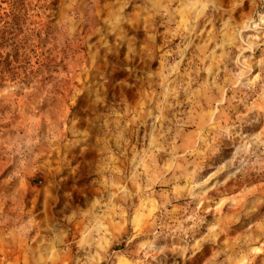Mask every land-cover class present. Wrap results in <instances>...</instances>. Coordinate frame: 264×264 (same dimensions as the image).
<instances>
[{
	"label": "clouds",
	"instance_id": "obj_1",
	"mask_svg": "<svg viewBox=\"0 0 264 264\" xmlns=\"http://www.w3.org/2000/svg\"><path fill=\"white\" fill-rule=\"evenodd\" d=\"M100 3L101 0H65V9L58 23L61 48L79 40L90 25L100 35L102 44L107 46L106 41L111 38L110 34L115 33L117 26L129 22V8L141 3L144 5L141 11L147 14L149 22L158 15L166 16L170 21L181 15L182 31L189 42L202 35L201 24L204 29L211 26L213 30L209 33V39L201 47L215 43L216 48L221 50L212 68H217L228 59L226 46H235L233 38L251 29L255 35L249 38L247 48L241 44L240 56L235 60L239 71L234 74L229 72L223 83H217V73L216 78L208 84L209 92L216 89L220 94L218 103L223 104L224 92L231 90L234 93L232 99L238 104L243 103L244 110H233L231 105L226 106L224 111H232L234 118L225 120L220 116L217 121L204 125V135L199 137L198 146L186 147L177 156L181 148L176 144L180 139L179 131H175L179 121L168 120L164 115L166 105L163 101L149 107L156 96L151 88L157 73L150 65L135 63L134 49L129 52V63L126 65L129 79L123 82V96L110 89L112 77L107 70H90L89 78H81L80 83L71 89L66 86V77L57 75L53 80L51 75L44 77L41 73L42 83L52 80L43 94L40 87H27L31 77L17 85V88L31 93V104L24 109L26 114L31 113V118L25 115L26 123L13 128L12 125L16 123L13 113L0 116L2 264H55L73 245L76 247L72 251V264H101V260L106 264H116L117 258L120 264H179L181 260L187 264L197 252L202 251L204 243L209 242V237L202 235L208 225V216L203 214L201 205L205 201L210 202L208 211L211 212V205L217 199L213 189H217L222 181L226 183L227 180L239 179L240 175L257 165L264 168V158H260L264 157V132L259 136L246 132V129L264 123V107L257 110L255 104L246 102L247 96L255 94L264 103V57L258 63L260 72L254 77L250 75L254 71L251 65L256 62L251 56L247 61L243 59V52L252 51V42L257 37L264 43V0H109L107 9H101L98 15L97 6ZM246 3L250 7L244 11ZM47 5L46 8L38 7L37 11L47 16L51 31L55 33L57 15L52 6L53 0H47ZM238 10L241 12L239 22L234 18ZM49 38L46 33L43 43H47ZM83 43L88 45V39L85 38ZM120 47H123L122 43ZM188 47L185 44L180 49L181 58L174 64L168 65L167 57L172 55L171 52L166 53L163 59L167 76H162L161 87L164 95L172 96L173 108H178L179 102L168 88L173 82L168 77L174 80V74H180L179 65ZM95 48L96 45H92L89 49L93 66L106 62L101 59L100 53L93 51ZM112 50L109 47V51ZM66 55L70 63L75 61L71 50ZM62 69L63 63H54L47 71L51 74ZM203 70L211 72V69ZM242 79L246 80L245 84L237 88ZM137 83H147L149 91L141 105L133 107L128 93L135 90ZM56 89L61 92L59 100L55 99ZM65 90L67 96L63 95ZM12 91L15 89L10 88L7 94L0 92V99L11 95ZM45 111L48 123H39V113ZM5 121L10 123L4 126ZM133 124H136L135 129L132 128ZM174 131L175 134L170 135ZM130 132L137 142L141 135L146 143L151 138V148L143 154L153 165L151 172L137 170L145 167L139 152L133 151L130 160L126 156L129 144L126 134ZM110 141H114L113 146H110ZM236 143L241 146L233 154L232 145ZM93 149L100 153L99 163H95L91 156ZM48 152L59 153L52 157L55 166L41 164ZM257 153L259 156L252 158ZM157 154L178 159L181 163L178 168H168L166 165L156 167L154 157ZM118 157L128 160L130 167L123 170L117 168ZM41 168L52 169L49 177L51 190L46 198L53 202L50 208L45 207L43 211L38 202L30 207L29 193L19 187L23 184L30 188L36 171ZM142 177H146L149 189L156 183L166 185L170 181L181 180L183 184H176L174 193L162 194V202L153 209V214L141 228L137 226V219L142 212L147 214L143 202L149 201L152 196L151 191L142 187L145 183ZM70 183L92 187L99 185L100 191L98 194L85 192L78 197L75 192L65 188ZM182 197L186 200L182 208L173 207L170 211L166 207ZM137 198L142 202L140 205L136 203ZM191 204L195 206L189 208ZM77 224L82 227L73 236V225ZM218 229L220 224L210 231ZM170 240L174 244L171 250L177 256L166 255L169 251L166 245ZM176 241H179L178 246H175ZM210 242L214 243L215 239ZM119 243L125 244L123 251H109L113 244ZM17 248L21 250L19 261L13 258ZM241 256L242 264H249L247 253L242 252Z\"/></svg>",
	"mask_w": 264,
	"mask_h": 264
},
{
	"label": "rangeland",
	"instance_id": "obj_2",
	"mask_svg": "<svg viewBox=\"0 0 264 264\" xmlns=\"http://www.w3.org/2000/svg\"><path fill=\"white\" fill-rule=\"evenodd\" d=\"M108 3L109 0H101L100 5L97 6L98 15L101 14V9H107ZM52 6L55 8L57 15V31L55 33L51 31L52 26H50L47 16L41 15L37 11L38 7H48L47 0H0V92L7 94L10 88L15 89L11 92V95H6L3 99H0V116H8L10 112L13 113L16 117V123L12 125L13 128L26 123L24 120L25 115L31 118V113L26 114L24 111L31 104V93L17 88V85H21L22 82L28 81L31 77V82L27 84V87H40L41 94H43L47 84L52 83V80L42 83L41 73L44 77L51 75L53 80L57 75L66 77V86L71 89L75 84L80 83L81 78L87 80L90 70H107L109 76L112 77L110 89L123 96L125 91L123 82L129 79L126 65L129 63V52L133 49V54L136 57L135 63L150 65L157 73L153 78L155 83L151 88L156 96L152 98L153 104L149 107H154L155 104L163 101L166 105L164 115L168 117V120L175 119L179 121V125L175 129V131H179L180 135V139L176 141V144L181 146L177 156L186 147L194 148L198 146L199 137L204 135L202 131L204 125L217 121L220 116H223L225 120L234 118L232 111H224L226 106L231 105L233 110L237 108L244 110L243 103L238 104L232 99L234 93L231 90L224 92L223 104L218 103L220 94L216 89L209 92L208 84L216 78L217 73L219 75L217 83H223L229 72L234 74L239 71L235 60L240 56L241 44L243 43L244 47L247 48L249 38L255 35L251 29L241 32L238 38L234 37L233 44L235 46H226V50L229 52L228 59L223 64H219L217 68H212L214 59L219 57L221 50L216 48L215 43H208L206 48L201 47L209 39V33L213 30L211 26L204 29L201 24L199 27L202 35L198 39L189 42L182 31L183 17L181 15L178 14L171 21L166 16L158 15L149 22L147 14L141 11V8L144 7L141 3L129 8V22L117 26L115 33L110 34L111 38L106 41L107 46L102 44L100 35L90 25L79 40H74L65 48H61L58 43V23L65 9V0H53ZM249 7L250 5L246 3L244 11H247ZM103 15L106 16V12ZM240 15L239 10L234 14L237 22H239ZM46 33L49 34L50 38L47 43H43V37ZM85 38L89 41L88 45L83 43ZM121 43L123 47H120ZM185 44H188L189 47L183 54L184 58L179 65L180 74H174V80L173 77H168L169 80L173 81L168 85V88L175 95V100L179 102L178 108H173L171 107L173 104L172 96L164 95V89L161 87L163 83L162 76H167V66L163 63V59L166 53L171 52L172 55L167 57L168 65L180 60V49ZM92 45H96L93 51L100 53L101 59L106 62L92 65L89 52ZM109 47L113 49L111 52ZM69 50L74 53L75 57V61L71 63L66 55ZM249 56L256 62L251 65L254 71L250 75L254 77L260 72L258 63L264 57V43H261L259 37L252 42L251 52L247 50L243 52L245 61ZM153 61L155 62L153 63ZM54 63H63V69L50 74L47 69ZM203 69H211V72ZM225 69L226 71H224ZM197 70H199V75H197ZM73 75L75 76L74 81ZM245 82L246 80L242 79L236 87L240 88ZM148 91L147 83L136 84L135 90L128 93V99L133 107L141 105L143 97ZM63 95H68L67 90L63 92ZM236 95L239 96L240 93H236ZM60 96V90L56 89L55 99L59 100ZM246 102L255 104L257 110L264 107V103L260 102L255 94L247 96ZM177 112L180 113L179 116H177ZM38 122L48 123L46 111L39 113ZM8 123L10 122L5 121L4 126ZM132 128L135 129L136 124H133ZM175 131L170 135H174ZM246 132L252 136H259L261 132H264V123L246 129ZM126 138L129 139L126 152L128 159L130 160L133 151L139 152L145 167L137 170L151 172L153 165L143 156L145 150L151 148V138L149 137L146 143L144 136L141 135L137 142L131 132L126 134ZM113 145L114 141H110V146ZM240 146V143L232 145L233 154L235 149ZM113 151L115 152L114 147ZM54 155L58 156L59 153L48 152L41 164L55 166L56 162L52 159ZM91 156L94 158L95 163H99L100 153L97 150L93 149ZM258 156L259 153L252 158ZM154 159L156 167L166 165L168 168H178L181 163L178 159L161 154H157ZM116 167L123 170L125 167H130V165L124 157H118ZM51 173V168H41L36 171V178L32 181L30 188L23 184L19 185L29 193L28 204L30 207L37 202L41 211L45 207H51L53 201L46 198L47 193L51 190L49 182ZM142 179L145 180L142 187L146 191H151L152 196L149 201L143 202L147 214L145 215L142 212L137 219V226L141 228L147 218L153 214V209L162 202V194L174 193L175 185L180 184L182 186L183 184L181 180L170 181L166 185L156 183L149 189L146 177H142ZM225 180H227V177H225ZM128 187L131 188L132 185L129 184ZM65 188L75 192L78 197L85 192L98 194L100 191L99 185L92 187L76 183L66 184ZM213 192L217 193V199L211 205V212L208 211L210 202L205 201L201 205L203 214L208 216V225L202 235L208 236L209 242L204 243L202 251L197 252L187 264H242V252L247 253L246 258L249 260V264H262L264 262V168L257 165L240 175L239 179L227 180L226 183L222 181L217 189H213ZM136 203L140 205L142 202L137 198ZM185 203L186 200L182 197L166 205V207L171 211L173 207L182 208ZM194 206V204H191L189 208ZM176 215L179 216V213L177 212ZM216 224H220V229L210 231ZM81 227L79 224L73 225V236H76L78 229ZM123 238H126V236ZM213 238L215 239L214 243L210 242ZM178 245L179 241H176L175 246ZM75 247L76 245H73L69 252L61 260L56 261L55 264H72V251ZM166 247L169 249L166 253L167 256H177V253L171 250L174 247L171 240ZM124 249L125 244L119 243L113 244L109 251L121 252ZM9 253H11V249H9ZM189 255L191 254L189 253ZM13 258L18 261L21 260V250L19 248L16 249ZM2 260L3 256H0V264H2ZM101 264H106V262L101 260ZM116 264H120L118 258ZM179 264H184V261H179Z\"/></svg>",
	"mask_w": 264,
	"mask_h": 264
}]
</instances>
